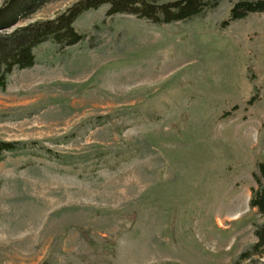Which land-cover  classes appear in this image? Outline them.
I'll list each match as a JSON object with an SVG mask.
<instances>
[{
	"label": "rangeland",
	"instance_id": "374dc122",
	"mask_svg": "<svg viewBox=\"0 0 264 264\" xmlns=\"http://www.w3.org/2000/svg\"><path fill=\"white\" fill-rule=\"evenodd\" d=\"M237 1L163 25L104 4L75 20L83 40H47L7 75L0 141L17 145L0 156V264H234L252 248L264 14L222 25Z\"/></svg>",
	"mask_w": 264,
	"mask_h": 264
},
{
	"label": "trees",
	"instance_id": "16d2710c",
	"mask_svg": "<svg viewBox=\"0 0 264 264\" xmlns=\"http://www.w3.org/2000/svg\"><path fill=\"white\" fill-rule=\"evenodd\" d=\"M49 0H6L0 7V87L6 85L7 75L13 69L31 67L35 63L34 49L41 43L52 40L61 46L78 43L84 39V34L76 29L74 22L79 15L89 9L101 5H109L107 14H134L152 22L164 24L173 21L190 19L201 14L210 5L207 0H78L54 18L37 20L9 31L20 19L34 13ZM264 14V0H238L230 10V15L222 25H228L232 20L245 18L249 13ZM256 97L252 96L249 103ZM237 108V106H235ZM234 108V109H235ZM230 114L226 112L225 115ZM17 143L0 141V156L5 151L16 148ZM257 187L252 188L249 204L264 215V158L258 163V173L255 175ZM257 240L252 248L240 254L241 260L250 255L261 254L264 250V223L256 230Z\"/></svg>",
	"mask_w": 264,
	"mask_h": 264
}]
</instances>
